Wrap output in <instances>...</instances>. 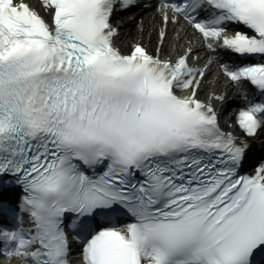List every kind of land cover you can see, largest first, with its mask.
<instances>
[{
	"label": "snow or ice",
	"instance_id": "1",
	"mask_svg": "<svg viewBox=\"0 0 264 264\" xmlns=\"http://www.w3.org/2000/svg\"><path fill=\"white\" fill-rule=\"evenodd\" d=\"M0 260L264 264V0H0Z\"/></svg>",
	"mask_w": 264,
	"mask_h": 264
},
{
	"label": "bare ground",
	"instance_id": "2",
	"mask_svg": "<svg viewBox=\"0 0 264 264\" xmlns=\"http://www.w3.org/2000/svg\"><path fill=\"white\" fill-rule=\"evenodd\" d=\"M143 17V32H141L139 25L141 24V20L135 19V20H131L127 23H124V27L122 28V35L119 38L120 41L123 42V47L126 49V46L128 44V42L132 39H137L139 38L140 35H143L145 37V39L147 40L148 36H149V30L154 29V26L156 24V20L158 19V15L157 14H150L147 16H142ZM152 35V39L154 40L155 38V31H152L151 33ZM221 88H224V82L221 81L220 85ZM231 95H232V90H229L228 92V100L231 99ZM227 100V101H228ZM0 264H3V261H0Z\"/></svg>",
	"mask_w": 264,
	"mask_h": 264
}]
</instances>
